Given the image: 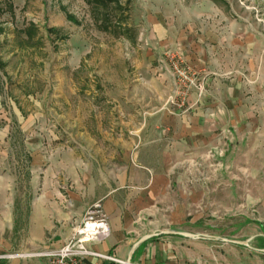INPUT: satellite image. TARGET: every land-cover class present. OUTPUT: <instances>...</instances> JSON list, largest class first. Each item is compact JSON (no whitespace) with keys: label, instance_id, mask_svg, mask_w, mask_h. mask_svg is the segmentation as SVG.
Here are the masks:
<instances>
[{"label":"rangeland","instance_id":"1","mask_svg":"<svg viewBox=\"0 0 264 264\" xmlns=\"http://www.w3.org/2000/svg\"><path fill=\"white\" fill-rule=\"evenodd\" d=\"M179 22L245 30L264 45V0H0V156L10 186H27L28 145L35 136L45 146L48 139L71 145L79 155L82 149V156L110 154L119 139L113 148L122 164L143 106L153 113L179 109L172 104L175 85L166 62V55L179 53L165 51L156 61L148 41L157 24L176 34ZM257 103L239 129L229 126L208 149L209 221L187 231L251 238V247L262 248L264 80ZM187 107L188 101L181 109ZM138 109L141 115L134 116ZM28 121V129L22 128ZM129 151L134 155L137 147ZM259 257L264 261V254Z\"/></svg>","mask_w":264,"mask_h":264},{"label":"crops","instance_id":"2","mask_svg":"<svg viewBox=\"0 0 264 264\" xmlns=\"http://www.w3.org/2000/svg\"><path fill=\"white\" fill-rule=\"evenodd\" d=\"M222 31L179 22V33L157 24L148 34L152 59L178 52L203 74V82L192 91L186 109L153 113L150 106L141 108L143 117L133 119L134 135L125 144L122 164L113 148L119 147V139L110 154L82 156V149L76 154L68 144L52 145L46 139L45 146L38 135L28 145L27 186L20 190L10 186L9 169L0 156V255L59 248L94 204L101 207L109 235L88 247L119 262L91 257L90 264H125L132 244L143 235L196 230L208 223L206 153L218 134L232 125L239 129L249 108L257 107L264 80L263 38L254 40L245 30ZM135 111L134 116L141 115L140 109ZM132 146L137 147L134 155ZM226 245L162 235L143 243L131 264H264L260 252ZM0 264L49 262L14 258L0 259Z\"/></svg>","mask_w":264,"mask_h":264},{"label":"built area","instance_id":"3","mask_svg":"<svg viewBox=\"0 0 264 264\" xmlns=\"http://www.w3.org/2000/svg\"><path fill=\"white\" fill-rule=\"evenodd\" d=\"M166 62L174 78L175 92L172 104L183 108L192 91L203 82V76L186 62L181 54L166 55ZM109 235V228L99 204H94L85 213L82 222L74 226L73 236L62 246L52 250L11 252L0 259L44 258L49 264H90L88 258L96 257L119 262L113 256L101 254L88 247L89 243Z\"/></svg>","mask_w":264,"mask_h":264},{"label":"water","instance_id":"4","mask_svg":"<svg viewBox=\"0 0 264 264\" xmlns=\"http://www.w3.org/2000/svg\"><path fill=\"white\" fill-rule=\"evenodd\" d=\"M162 235H173V236H180V237H183L186 239H192V240L217 241V242H222V243L234 244V245L244 246L246 248L254 249L255 251H258L264 254V248L259 249V248H253L250 246L249 243L252 240L251 238L245 239V240H238V239H232V238L198 234V233H193V232L184 231V230L165 229V230H159V231H155V232L141 236L135 243L132 244L128 252L125 264H131V259H132L133 254L143 243H145L146 241L154 237H158Z\"/></svg>","mask_w":264,"mask_h":264},{"label":"trees","instance_id":"5","mask_svg":"<svg viewBox=\"0 0 264 264\" xmlns=\"http://www.w3.org/2000/svg\"><path fill=\"white\" fill-rule=\"evenodd\" d=\"M258 240H260V244L262 246V248H264V235H260L257 237ZM261 249V248H259Z\"/></svg>","mask_w":264,"mask_h":264}]
</instances>
